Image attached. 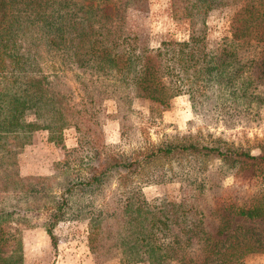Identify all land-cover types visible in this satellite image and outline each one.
Listing matches in <instances>:
<instances>
[{
	"label": "trees",
	"instance_id": "16d2710c",
	"mask_svg": "<svg viewBox=\"0 0 264 264\" xmlns=\"http://www.w3.org/2000/svg\"><path fill=\"white\" fill-rule=\"evenodd\" d=\"M129 2L137 8L142 0H0V264H23L20 228L12 226V220L29 222L31 215L45 211L46 231L55 246L53 227L60 220L88 218L92 247L99 232L96 225L118 215L114 209L96 208L93 196L102 194V184L113 173L122 176L140 160L105 149L98 120L101 96L95 89L102 78L112 77V83H118L115 90L122 88L115 96L106 91L117 99L143 95L164 103L184 84L191 86L198 80L208 94L229 90V101L235 106L239 99H246V106L264 102V87L259 88L264 83V0H235L229 16L230 37L218 47L208 45L205 19L222 0H188L182 6L184 13L190 15L191 26L194 16H200L202 27L193 29L187 39L164 40L155 48L125 28ZM242 45L248 52L260 46L261 59L252 56L243 63L247 67L249 61L255 68L250 74L246 68L239 70L241 65L232 68ZM42 58L53 59L47 71L28 76L29 71L41 69L36 63ZM73 69L88 72L84 81L75 72L83 93L79 101L59 73ZM257 88L260 91L254 95ZM26 109L34 110V120L24 118ZM68 125L79 131L74 150L88 148L76 157L77 165L90 163L87 172H78L68 158L71 151L65 148L59 192L52 176H21L16 168L5 167L11 156L9 138L21 141L33 130L45 129L49 139L64 148L62 133ZM259 148L252 154L228 145L167 141L142 159L198 152L221 158L236 176L251 177L264 174V144ZM126 206L131 209L128 223L141 226L136 236L141 245L131 247L150 264H239L248 253L264 251L245 235L235 236L232 228L235 217L264 220L263 198L225 202L212 217L211 228V215L199 216L195 209V217L188 218L192 207H186L181 218L169 214L166 205L158 211L135 201ZM189 245L199 246L197 255L186 249ZM127 250L121 264L134 258Z\"/></svg>",
	"mask_w": 264,
	"mask_h": 264
},
{
	"label": "rangeland",
	"instance_id": "374dc122",
	"mask_svg": "<svg viewBox=\"0 0 264 264\" xmlns=\"http://www.w3.org/2000/svg\"><path fill=\"white\" fill-rule=\"evenodd\" d=\"M186 2L188 0H142L137 8L129 2L125 28L137 33L144 40L143 44L150 48L159 46L164 40L187 39L193 29L198 31L202 27V18L194 16L191 26L190 15H186L182 7ZM222 2L224 4L218 3L205 19L206 38L212 47L223 45L230 37L229 16L235 9V0ZM177 5L178 9L175 8ZM241 47L232 68L234 70L238 66L239 69L241 65L239 70L246 68V73L250 74L256 71L255 68L249 66V61L246 62L247 67L243 63L252 56L254 60L261 59L260 46L250 52L244 49L245 45ZM50 60L53 59L38 60L36 64L41 69L35 70V73L29 71L28 76L45 73ZM82 71L73 69L59 72L64 84L73 90L76 101L83 93L75 72L83 81L88 76V72L82 74ZM102 79L95 89L100 91L101 96L98 120L102 132L100 137L107 146L105 149L140 160L132 169L123 171L122 176L113 173L102 184V194L93 196L96 208L104 207L111 212L114 209L118 215L109 216L106 221L96 225L99 232L94 235L96 240L92 247L88 240V218L60 220L53 227L57 241L55 246L46 231L48 216L45 211L39 210L37 214L29 215V222L12 220L11 225L20 228L23 264H121L128 247V253L133 254L134 258L130 257V261L123 264H150L146 259L139 258L140 254L131 247L141 245L136 237L140 236L137 230L141 226L128 223L127 216L131 210L126 206L128 201H135L155 211L166 205L171 208L169 214L181 218L186 207H192L186 214L188 218L195 217V209L199 211V216L211 215V228L215 222L212 217L218 215V207L225 202L244 198L252 201L264 199V174L236 176L230 165L218 157L202 156L196 152L142 159L143 154L164 142L186 140L228 145L257 154L260 152L259 146L264 144V102L252 101L246 106L247 100L239 99L235 106L229 101V90L224 89L221 93L216 90L209 92L212 93L209 95V89L204 91L198 80L193 81L191 86L184 84L177 94L164 103L143 95L117 99L114 96L122 88L118 86L115 90L118 83H112V77ZM261 87H264V83L259 85ZM259 91L257 88L254 95ZM34 117L33 109L25 110L26 120H34ZM78 137L79 131L75 126L68 125L62 133L64 148L62 144L50 140L45 129L33 130L28 139L21 141L9 138L7 148L11 150V156L5 167L16 168L21 176H52L55 190L59 192L58 182L62 180L66 149L71 151L68 158L74 169L78 166L76 157L88 151L87 146L74 150L78 147ZM83 162L85 166L77 167L80 173L88 171L86 163L90 162ZM232 228L235 236L245 235L252 243L264 248V220H240L235 217ZM198 247L189 245L186 249L197 255ZM239 264H264V251L248 253Z\"/></svg>",
	"mask_w": 264,
	"mask_h": 264
}]
</instances>
